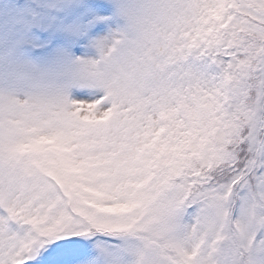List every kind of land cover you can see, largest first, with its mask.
Returning a JSON list of instances; mask_svg holds the SVG:
<instances>
[{"label":"snow or ice","instance_id":"6c2138e0","mask_svg":"<svg viewBox=\"0 0 264 264\" xmlns=\"http://www.w3.org/2000/svg\"><path fill=\"white\" fill-rule=\"evenodd\" d=\"M79 91H0V264H264V0H78Z\"/></svg>","mask_w":264,"mask_h":264},{"label":"rangeland","instance_id":"374dc122","mask_svg":"<svg viewBox=\"0 0 264 264\" xmlns=\"http://www.w3.org/2000/svg\"><path fill=\"white\" fill-rule=\"evenodd\" d=\"M60 1L50 0L57 5ZM85 16V11L80 12L77 20L79 22H76L77 28L69 30L60 38L67 43L69 49L66 50L67 58H56L55 61L59 62L57 66L56 64L39 66L27 58H18L20 54L18 52L15 54L17 60L0 54V91L75 93L72 88H77L75 81L81 73L82 66L94 58L96 51L91 44V40L95 38V28L88 29L87 33L83 31V25L86 24ZM32 42L39 44L36 41ZM0 43L1 46L5 45V36ZM66 77L69 78L68 81Z\"/></svg>","mask_w":264,"mask_h":264},{"label":"clouds","instance_id":"9594fccd","mask_svg":"<svg viewBox=\"0 0 264 264\" xmlns=\"http://www.w3.org/2000/svg\"><path fill=\"white\" fill-rule=\"evenodd\" d=\"M35 96L39 97V98H47L50 96H53L55 93H50V92H34L32 93Z\"/></svg>","mask_w":264,"mask_h":264}]
</instances>
